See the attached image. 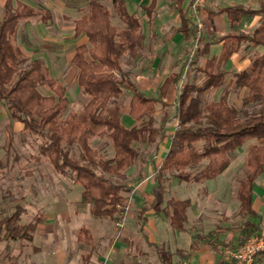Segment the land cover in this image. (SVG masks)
Wrapping results in <instances>:
<instances>
[{"label":"trees","instance_id":"1","mask_svg":"<svg viewBox=\"0 0 264 264\" xmlns=\"http://www.w3.org/2000/svg\"><path fill=\"white\" fill-rule=\"evenodd\" d=\"M108 1L123 28L115 25L111 9L101 0H90L86 14L74 22L75 38H87L85 44L76 48L71 61L87 103L80 113L68 115L67 86L50 74L42 59L26 56L17 41L21 22L40 18L48 25L52 14L23 0L6 2L0 15V104L12 121L23 125L24 135L40 140L31 160L46 161L58 174L73 176L83 188L81 202L90 205L95 218L108 220L113 225L122 224L128 199L125 194H130L133 188L116 183L114 178L137 165L142 159L141 148L154 147L157 152L170 138L169 151L155 169L154 202L150 209L139 213V221L144 227L148 222L147 213L154 210L167 215L173 229L185 232L192 201L171 197L162 208L165 176L186 183L215 180L231 166L236 151L256 141L248 147L246 171L237 192L238 215L245 219L241 245L246 243L260 233L254 193L256 182L264 173V109L251 112L248 108L264 105V52L259 51L264 49V2L258 8L237 5L210 11L211 15L225 14L236 32L255 19L259 25L251 35L239 31L226 35L220 40V54L208 56L212 43L198 49L197 57L208 56L204 65L196 69L203 76L200 82L182 80L185 77L181 69L164 80L159 96H146L132 72L124 69L126 59L133 63L142 57L146 41L144 25L136 13L129 12L126 0ZM171 1L182 20L181 27L173 33H182L188 38L193 30L183 7L187 0ZM157 3L158 0H151L149 6L142 7L149 17ZM244 46L255 51L249 68L231 71L229 64L233 56ZM180 82L173 114L166 110L158 118V111L169 107L165 99L170 87ZM232 88L247 92L242 108L230 103ZM213 92H221L220 98L207 102ZM124 93L130 95L128 115L134 122L131 126L123 121ZM173 123L177 125L170 134L168 126ZM91 139L106 140L113 147L114 156L104 159L91 147ZM76 146H80L79 158L74 154ZM22 212L17 206L14 213L0 220V245L7 240L22 244L33 241L41 216L23 224ZM78 238L87 245L94 243L88 228H82ZM157 251L163 264H173L170 253L163 248ZM89 260L90 256L84 264H91Z\"/></svg>","mask_w":264,"mask_h":264},{"label":"rangeland","instance_id":"2","mask_svg":"<svg viewBox=\"0 0 264 264\" xmlns=\"http://www.w3.org/2000/svg\"><path fill=\"white\" fill-rule=\"evenodd\" d=\"M27 3L35 6L40 11H46L48 9L51 14H56L58 10L53 7L49 0H23ZM89 0H77L75 2L76 7H81L75 13L76 20L79 19L82 15L86 14L87 2ZM165 0H160L161 7ZM232 2V0H230ZM230 1H228L230 3ZM255 1V0H250ZM46 2V3H45ZM106 4L112 11L114 15L113 21L115 25L119 28H123V24L120 22V19L117 17L111 2L108 0H101ZM138 2L144 5H149L151 0H127V6L129 12H136L137 16L140 18L142 24L145 26V49L142 53V57L131 63L128 59L124 61V69L126 71H131L134 79L139 76V70L149 65V62L152 59H162V62L168 69H171L175 72L183 70V78L185 81L200 82L203 78L196 69L204 65L208 56H196L195 55V43H196V21L189 16L192 24L191 29L193 30L191 36L182 40L179 45L172 46L169 44L170 37H174L173 31L181 27L182 20L179 13L175 10L172 17H167L164 19L167 20V28L165 31L162 30L160 39L157 40L156 37L152 38L153 31L150 30L149 24L147 23L148 15L142 8H139ZM249 0H246L245 7L247 8H258L260 5L256 4L254 6L248 5ZM56 3H58L56 1ZM212 3V0H209V4ZM213 4V3H212ZM215 4V3H214ZM228 5L227 0H222L220 4L211 5L216 8L220 6ZM206 9V4L201 10ZM2 15V12L0 13ZM203 16V15H202ZM53 18V15H52ZM52 18L50 20H52ZM49 20V21H50ZM37 21V19H31L28 21H23L20 23L19 34H18V43L19 39L24 30H28L32 27V24ZM72 19L69 18L70 23ZM74 21V19H73ZM204 21V19H203ZM62 23H65L62 20ZM145 23V24H144ZM254 24V23H253ZM253 24L245 29V25L240 28L238 31L245 33L247 35L253 34L255 30ZM47 33L50 28H45ZM154 29V28H153ZM237 31V32H238ZM237 33L234 30H230L228 34ZM204 33L201 39L204 37ZM226 34V35H228ZM217 36L214 38L213 43H217V40L224 39L226 36ZM36 36V35H35ZM167 39V40H165ZM199 41V48H203L205 45V40ZM43 39H37L38 44H41ZM51 45L57 46L58 40H51ZM221 43V42H220ZM217 45V44H216ZM40 49L41 47L37 45ZM217 47V46H216ZM160 48H163L161 52H158ZM216 49V48H215ZM72 52L65 53L66 57L69 59ZM260 52H264L263 48L259 49ZM157 52L159 53L157 55ZM255 53L253 49H249L244 46L239 52L238 56H235V64H229L230 70L235 72H240L245 70V67L241 69L243 65H240L237 59L243 57L244 61H248L250 57ZM64 55V56H65ZM65 60L62 57V61ZM164 61V62H163ZM240 67V68H239ZM54 70L50 74L59 79L64 83L68 88V97L70 100V106L67 109L66 115L69 113H80L87 103V99L81 93L78 84H77V70L73 65L68 62L64 64L55 65ZM182 82V81H181ZM179 83V88L177 89V98L182 83ZM44 93H47V90H42ZM221 92H213L207 97V102H212L220 98ZM246 91H236L235 89H230V103L239 108L243 107V100L246 96ZM129 94L124 93L122 98L123 104H121L123 121L128 118L132 121L128 115V100ZM156 96V95H153ZM159 96V93L157 94ZM177 102V100H176ZM174 107L169 106L168 108H163L161 110H167L172 115L174 112ZM264 105L251 106L248 108L249 111H258L263 110ZM159 110V111H161ZM162 114H158V118ZM17 122L12 121L9 116L3 121H0V220L14 213L17 206H20L23 209L21 215V222L23 224H28L36 216H41V224L38 227H54L53 229L49 228L48 235L62 241L66 244H71L72 241H76L79 230L82 227L90 228L94 231V235L100 234L105 227V233H107V227H117V224L113 226L108 220L95 218L91 213V207L88 204L82 203V193L83 188L81 185L77 184L74 180V177L71 175H62L58 174L52 166L46 162H36L31 160L32 155L36 154L38 149L37 145L40 142L38 138L32 135H24L22 130H19ZM176 123L171 124L168 127L170 134L176 128ZM129 126V125H127ZM256 143V141H251L247 143L242 149L235 152L233 156V162L228 170L217 179L212 181H207L203 183H186L181 182L178 179L170 177L167 175L164 178V189L166 192L163 197L162 208L167 206V201L171 197H177L180 199H191L193 202L192 207L189 209L188 213L191 214V211L197 208L200 214L199 221L196 220L195 216H190L189 227H203L200 233H205L204 228L208 230H227L229 232H237L241 229L242 225L245 222V219L241 218L238 215V197L237 192L239 188V182L242 179L246 168H245V157L248 151V147L251 144ZM90 145L93 149H97L100 152V155L104 159H110L114 156V149L111 145H108L106 140L101 139H91ZM169 145L162 144L161 152L155 151L154 147L141 148L142 159L138 161L137 165L132 168L129 172L123 173L119 177L114 178V181L118 184H126L130 187H133L136 183L139 182V179H143L145 173L151 175L153 179L155 176V169H153L152 164L153 160H160L167 152ZM77 158L80 157L81 151L80 146L75 147V153ZM146 160V162H145ZM151 166V167H150ZM147 175V176H148ZM149 175V176H150ZM167 179V180H166ZM153 181V180H152ZM153 181V186H154ZM126 197H129V194H125ZM155 198V196H154ZM255 198L259 204H261L258 212L259 219L257 223L260 227V233H264V174L257 181L255 185ZM128 205H125L124 211V221L122 227H127L131 231L137 232V226L134 222V211L130 212L127 218ZM138 214V212H137ZM136 214V216H137ZM127 219V221H126ZM126 224V226H125ZM98 227L100 229L98 233ZM136 227V228H135ZM121 229V228H120ZM123 229V228H122ZM210 233V232H208ZM214 233V232H213ZM258 233V234H260ZM237 234V233H236ZM204 235V234H203ZM208 237L213 240L216 239V242L220 246H225L217 240V236L210 233ZM236 242L227 244V247L223 248V252L232 249H238L240 246V234L235 237ZM27 242L23 244L21 242H15L12 240H7L0 245V264H39L37 258V252H34L33 249L27 248ZM38 245V241L36 243ZM237 244V245H236ZM245 244V243H244ZM218 245V244H217ZM51 247L54 248V244H48L45 242L42 248V252L48 251ZM89 246H83L82 252L89 251ZM98 251V250H97ZM104 255V253H103ZM105 255H106V246H105ZM101 257V256H100Z\"/></svg>","mask_w":264,"mask_h":264},{"label":"crops","instance_id":"3","mask_svg":"<svg viewBox=\"0 0 264 264\" xmlns=\"http://www.w3.org/2000/svg\"><path fill=\"white\" fill-rule=\"evenodd\" d=\"M56 1L58 3H56ZM73 1L77 0H49V2L47 3H51L53 7L58 10L57 15L54 13L52 14L53 18L49 21L48 25L45 24L40 18H37V21L32 24V27L30 29L28 28V30L23 31L19 39V42L22 41L23 44H18L21 47L22 51L26 54V56L31 59H42L50 72L54 70L53 68L55 67V65L68 62L71 63L76 48L87 42L86 37L75 38L74 22L76 21V19L73 17L75 16L76 11L81 7H76L75 2ZM221 1L222 0H212L213 4H209V0H206V9L202 13L205 23V34L203 38L205 40V43H212V46L210 48V56L213 54H220L221 52L222 43H220V40H217L216 45L215 43H213V41L215 40L214 38H217V36H224L228 34L230 30H232L230 22L225 14L211 15L210 11L237 5H246V0H232V2L230 0H227L228 5L226 6H220L218 8H216V6H211L220 4ZM228 1H230V3ZM6 2L7 0H0V13L4 10ZM255 2L261 5L264 0H249L248 5L254 6L256 4ZM190 4L191 0H187L183 6L184 9H186L188 12V17L191 13ZM138 5L140 6L139 8H142L143 6H149L150 4L144 5L141 4V2H138ZM160 5V0H158L156 10L153 12L152 16H148L147 19V23L149 24V26H151L150 30L153 31L152 38L154 39V37H156L157 40L160 39L159 35L161 34L162 30L165 31L167 28V20L165 21L164 19H166L167 17H172L173 13H175L174 11L176 10V8L172 5L171 0H165L162 4V7ZM69 18L72 19V23L68 22ZM62 20H64L65 23H62ZM258 22L259 20L255 19L252 23H245L244 27L246 30H248L247 27L251 26L254 23L253 28L256 29L259 25ZM43 26L45 28H50V30L46 33ZM41 38L43 39V42H41V44H38L37 39L39 40ZM170 38L171 39L169 41V44H171L172 46L179 45L182 40L185 39L182 33L174 34V37ZM53 39L58 40L57 46L51 45L50 41ZM37 45L41 48L39 49ZM72 49L74 51L71 54V57H69L68 59L65 53L72 52ZM162 50L163 48H160L158 52H161ZM158 52L157 55L159 54ZM238 55L239 53L233 56L230 62L231 66L232 64H235V56ZM62 57L65 60L62 61ZM237 60L238 62H240V65L244 64L241 69H243L244 67L245 69H247L251 64L250 60L244 61L243 57ZM161 62L162 59H152V61L149 62V65H146V67L139 70V74H137L139 76L135 78L140 91L146 96H157L164 80L171 73L175 72L171 69H168ZM177 89L178 86H171L168 91L165 103L169 106H173L176 104ZM162 113L163 110L158 111V114ZM5 118H8L7 111L0 104V121H3ZM125 121L129 126L134 124V122L128 120V118ZM16 124L18 125L19 130L23 131V125L21 123ZM170 126L171 125H169L168 127ZM168 141L169 145L166 154L169 151L171 139L167 138L162 143L168 144ZM162 144L159 146L160 152L162 149ZM166 154L160 160L152 161L153 169H156V167L160 166V164L162 163V159L166 156ZM147 175L148 174L145 173L143 179L140 178L139 182L132 187L133 190L129 194L126 202L128 205L127 218L130 212L134 211L135 213V215L133 216L134 222L136 221L135 225L137 226V232H134L135 229L134 231H131L127 227H107L108 230L107 233H105V227H103L104 229L102 233L94 235V231L88 228L92 232L94 243L93 245H87L85 243L79 242L78 235L80 230L82 228H87L82 227L78 232L76 241H72L69 245L64 243L62 239L55 238L54 240V237H50L48 235L49 228L53 229L54 227H37L33 241L31 243H26L27 248L31 247L34 252L38 253L37 258L39 260V264H84L86 258L89 256V261L91 264H98L106 257H110L111 264H163L157 251L158 248H163L165 251L171 254V260L173 264H235L234 262H230L227 260L226 252H223V248L225 246H220L219 243L216 242V239L211 240L208 235L210 233L216 235L217 240H219L222 245L226 244L227 247V244L229 245L230 243L236 242L235 237L239 233V245H241V229L234 233L227 230H208V228H204L203 231L205 233H200L203 227L188 226L190 222V216L194 215L196 220L199 221L200 214L197 215L199 212L197 208L192 210L190 215L187 212L188 223L186 227L187 230L185 232H179L173 229L170 225L167 215H165L164 213L158 214L154 210H150L147 213L148 222L144 227H141L142 224L139 221V213L143 209H150L155 199L153 192L156 184L154 182L155 185L153 186L154 178L152 179L150 174V176ZM260 206L261 204L256 201L254 193V209L256 211H259ZM239 208L240 202L238 203V211ZM198 229H200V232L198 231ZM99 231L100 229L98 230V233ZM37 241L38 245L36 244ZM45 242H47L48 244H54V248L51 247L48 251L46 250L45 252H42L41 246H43ZM83 246H89L90 250L82 252ZM254 264H264V253L260 254L257 257Z\"/></svg>","mask_w":264,"mask_h":264},{"label":"built area","instance_id":"4","mask_svg":"<svg viewBox=\"0 0 264 264\" xmlns=\"http://www.w3.org/2000/svg\"><path fill=\"white\" fill-rule=\"evenodd\" d=\"M206 4V0H192L190 17L196 21V43L195 51L199 48V41L204 33L205 23L201 10ZM123 224H117V227H122ZM264 253V233L256 234L252 236L245 244L240 246L238 249H229L226 251L227 260L234 262L235 264H254L257 257ZM98 264H111L110 257H106Z\"/></svg>","mask_w":264,"mask_h":264}]
</instances>
